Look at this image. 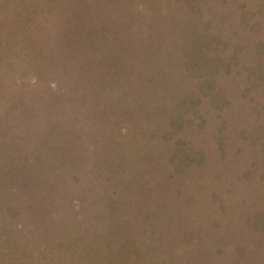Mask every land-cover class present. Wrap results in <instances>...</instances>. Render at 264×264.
Segmentation results:
<instances>
[{
  "label": "trees",
  "instance_id": "obj_1",
  "mask_svg": "<svg viewBox=\"0 0 264 264\" xmlns=\"http://www.w3.org/2000/svg\"><path fill=\"white\" fill-rule=\"evenodd\" d=\"M0 264H264V0H0Z\"/></svg>",
  "mask_w": 264,
  "mask_h": 264
},
{
  "label": "rangeland",
  "instance_id": "obj_2",
  "mask_svg": "<svg viewBox=\"0 0 264 264\" xmlns=\"http://www.w3.org/2000/svg\"><path fill=\"white\" fill-rule=\"evenodd\" d=\"M45 24H46V22H45ZM46 25H47V24H46ZM26 28H27V27H26ZM31 28L33 29V30H32V34H35V33H36V30H37V26H34V27H33V25H32V26L30 27V29H31ZM28 59H29V57H28V53H25V54L23 53V60H24V61H27V62H24V63L32 64V63H33V61H32L33 59H30L29 61H28ZM24 63H22V64H24ZM23 66H25V65H23ZM47 66H50V65L47 64ZM74 88H75V83H72L71 86L69 87V90H71V92H73V91H74ZM62 124L64 125V124H66V123L63 122Z\"/></svg>",
  "mask_w": 264,
  "mask_h": 264
}]
</instances>
